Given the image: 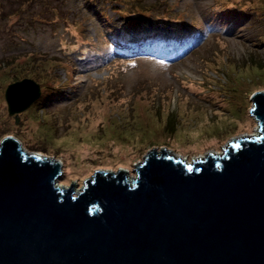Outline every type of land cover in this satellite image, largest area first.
I'll list each match as a JSON object with an SVG mask.
<instances>
[{"label":"rangeland","instance_id":"1","mask_svg":"<svg viewBox=\"0 0 264 264\" xmlns=\"http://www.w3.org/2000/svg\"><path fill=\"white\" fill-rule=\"evenodd\" d=\"M30 1L10 17L0 11V61L19 57L0 64V144L13 134L28 154L57 159L61 186L79 193L97 171L131 181L152 150L192 161L258 133L264 0H142L145 24L123 16L138 0ZM25 77L47 94L10 115L5 90Z\"/></svg>","mask_w":264,"mask_h":264},{"label":"water","instance_id":"2","mask_svg":"<svg viewBox=\"0 0 264 264\" xmlns=\"http://www.w3.org/2000/svg\"><path fill=\"white\" fill-rule=\"evenodd\" d=\"M31 78L10 84L18 115L41 97ZM259 135L222 156L188 162L152 150L135 169L97 171L75 192L62 164L0 144V264H264V92L252 98Z\"/></svg>","mask_w":264,"mask_h":264},{"label":"trees","instance_id":"3","mask_svg":"<svg viewBox=\"0 0 264 264\" xmlns=\"http://www.w3.org/2000/svg\"><path fill=\"white\" fill-rule=\"evenodd\" d=\"M26 2L27 0H7L4 4H2V8L0 9V11H1V13H2V17L3 18H6L7 16H9L11 13H14V12H18V10L20 9V6H21V3L22 2ZM33 1L34 0H31L29 3H30V5H32V3H33ZM223 1H225V0H223ZM228 0H226V2H227ZM133 4H135L132 8L133 9H135V13H133L132 15H130V14H127V15H123L125 18H126V20H129L131 23H133V22H135V20H137L136 22H140V23H142V24H145L146 23V21H148V19H147V11H149V6L148 5H146V2H144V1H142V0H138V1H136L135 3H133ZM264 4V3H263ZM41 5H44V3H42ZM137 6V7H136ZM162 7H164V6H162ZM51 9H53V11L54 10H56V8L55 7H53V5L51 4ZM162 9V8H161ZM163 10V11H162ZM162 10H160V13H163V12H165V13H167V15L168 16H171V14L169 13L170 11L169 10H167V9H162ZM131 12V11H130ZM123 13V12H122ZM24 14V13H23ZM164 16V15H163ZM10 17V16H9ZM166 17V16H165ZM259 19H260V17L259 16H257ZM21 18V17H20ZM164 18V17H163ZM166 18H169V17H166ZM171 18V17H170ZM169 18V19H170ZM174 20H176L177 22H178V25H181V26H183V24H184V22L185 21H183V20H181V21H179V19H178V16L176 17V19H174ZM261 21H262V19H260ZM52 21V20H51ZM50 21V22H51ZM157 24H159L158 22H156ZM191 24V23H190ZM171 25L172 24H169V26H167V30H165L166 31V33H168V34H166V33H164V35L165 36H167V35H169V37H170V39H172L173 38V36L174 35H177V34H175L176 33V31L174 30V28H169V27H171ZM253 25V24H252ZM161 27H163V26H161ZM181 28V27H180ZM187 28H189V27H187ZM158 30V29H157ZM169 30L170 31H172V33L170 34L169 33ZM146 31H148V30H146ZM178 31V30H177ZM149 32H151L152 33V36H154L155 34H156V36H157V31L152 27L151 29H149ZM135 33V32H134ZM16 35H18L19 36V34H16ZM122 35V34H121ZM121 35H117L116 34V36H115V38L116 39H121L122 38V36ZM160 36H161V34H159ZM224 38V37H223ZM179 48V47H178ZM144 49H149V47L148 46H146ZM35 55V53H32V56H28L27 57V59H30L31 57H33ZM11 56H8V58H6V59H2L1 61H0V64L2 65V67L3 66H5V65H3V64H5L6 63V65L7 64H9L8 66H14V63H15V61L16 60H18V55H16V56H12L11 58H10ZM56 59H60V58H56ZM35 62H36V59H35V56H34V58H32V64L33 65H35ZM39 69V68H38ZM25 78H27V77H25ZM15 82H17V81H15ZM43 85H44V87L45 88H47L48 86H47V83H48V80H44L43 82ZM55 83H58L59 84V81L58 82H55ZM53 85H54V83H53ZM57 88H54V90H56ZM45 89H43V94L46 92V91H44ZM47 94V93H46ZM46 94H44V95H46ZM167 124H166V127L168 128L169 127V129H174V128H176V122H175V120H174V118L172 119V120H169V119H167ZM8 136H14V137H17V136H15V135H13V134H9V135H4L3 136V138L4 137H8ZM2 138V139H3Z\"/></svg>","mask_w":264,"mask_h":264},{"label":"bare ground","instance_id":"4","mask_svg":"<svg viewBox=\"0 0 264 264\" xmlns=\"http://www.w3.org/2000/svg\"><path fill=\"white\" fill-rule=\"evenodd\" d=\"M248 136H251V137H249V138H253V137H256V136H258V133L257 134H255V135H248ZM247 136H245V137H242L241 138V140H243V139H245ZM238 141V140H237ZM39 156H43V154L42 153H37ZM215 154V157L216 156H218V153H214ZM177 158V157H176Z\"/></svg>","mask_w":264,"mask_h":264},{"label":"clouds","instance_id":"5","mask_svg":"<svg viewBox=\"0 0 264 264\" xmlns=\"http://www.w3.org/2000/svg\"><path fill=\"white\" fill-rule=\"evenodd\" d=\"M258 133H260L259 130H258ZM258 135H259V134H258ZM8 137H9V136H8ZM11 137H12V136H11ZM253 138H254V137H253ZM250 139H252V138H250ZM36 153H37V152H36ZM186 160H187L188 162H191V161H189L188 159H186Z\"/></svg>","mask_w":264,"mask_h":264}]
</instances>
